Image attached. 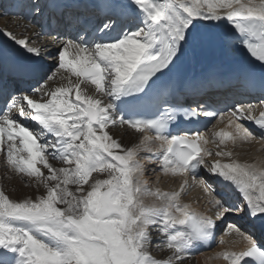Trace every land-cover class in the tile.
Returning <instances> with one entry per match:
<instances>
[{
    "label": "snow or ice",
    "instance_id": "snow-or-ice-1",
    "mask_svg": "<svg viewBox=\"0 0 264 264\" xmlns=\"http://www.w3.org/2000/svg\"><path fill=\"white\" fill-rule=\"evenodd\" d=\"M26 6L32 15L41 14L36 0ZM46 6L54 18L58 13L63 17L67 7L58 0H49ZM120 15L127 26L114 39L103 38L115 28L116 22L109 19L96 36L81 32L75 39L63 40L54 54V71L67 74L63 75L66 84L49 89L47 80L55 79L49 73L30 88H17L7 83L6 76L0 78L4 97L0 152L6 153L11 169L46 190L19 202L0 190V264H187L191 249L214 236L217 224L211 215L189 211L188 205L180 203V193L153 192L146 186L136 162L137 150L125 149L109 134L107 130L114 126L126 125L137 133L151 131L153 135H145L141 144L159 142L156 152L162 155L165 174L183 177L184 185L189 176L199 179L211 195L217 218L243 213L250 228L264 229V167L220 159L209 165L206 157L213 153L205 147L209 141L201 132L172 134L175 110L161 106L156 118L138 115L154 105L157 81L172 72L186 52L216 43L211 30L223 20L244 38L247 52L264 67V0H126ZM203 21L213 23L203 25ZM6 35L27 53L40 56V48ZM42 71L18 68L14 75L23 78ZM81 85L94 86V92L89 94ZM254 111V105L242 103L227 113L200 106L199 111H186L184 117L203 115L223 122L227 116L233 131L215 133L219 139L213 143L219 148L227 141L257 139L241 123L245 120L258 127L259 139L264 140V110L259 118ZM25 121L38 128L26 126ZM215 156L231 158L232 152L216 151ZM54 161L65 166L56 167ZM201 166L221 182L234 185L239 203L230 205L214 195L208 180L197 176ZM105 174L107 178H101ZM146 197L159 204L146 205ZM152 226L165 238L161 247L171 251L167 260L149 254ZM225 233H235L245 245L243 251L222 254L228 264H241L246 257L264 264V250L251 233L235 224H227Z\"/></svg>",
    "mask_w": 264,
    "mask_h": 264
},
{
    "label": "bare ground",
    "instance_id": "bare-ground-1",
    "mask_svg": "<svg viewBox=\"0 0 264 264\" xmlns=\"http://www.w3.org/2000/svg\"><path fill=\"white\" fill-rule=\"evenodd\" d=\"M66 4L70 5H82L83 7L93 6L100 7L102 10L114 11L116 14L120 15V7L126 0H63ZM2 2V0H0ZM29 3V0H15L14 7L21 5H26ZM13 7V8H14ZM0 15L5 17L4 22L6 26L0 27V37L3 38L7 43L11 44L14 48L19 50L21 53L26 54L32 58H47L49 56L50 50H55L56 53L60 50L63 40L68 38L65 36H60V38H55V35H48L45 37L41 36V32L38 24H30L26 21L23 13L12 14L11 12L5 11L0 6ZM203 25L211 24V21H203L201 22ZM123 23H119L115 26L114 30H112L108 35L104 36L106 39H114L118 35H120ZM94 23H91L92 27ZM9 27V28H8ZM8 28V29H7ZM231 28L232 25L227 22V20H223L220 22V26L218 28L212 29V34L214 37L222 40V49L220 47V52L218 53L220 57L224 61H231L236 56V51L232 45H229V41L231 39ZM11 29V30H10ZM16 29V30H15ZM15 30V31H14ZM18 30V31H17ZM204 31H208L207 29H203ZM17 33L18 39H25L28 42V46L38 47L41 49V53L39 57H35L33 54L27 53L25 48L17 45L14 40L10 39L6 33ZM16 32V33H15ZM13 34V35H14ZM16 37V38H17ZM32 45H31V44ZM53 47V48H52ZM52 48V49H50ZM216 55L214 52L200 49L195 52L188 51L182 57L179 62L182 73H188L189 70L197 71L199 74L203 75V68L209 67L213 64V59ZM51 60H47V65H49L48 72L51 75L55 76V79L47 80V87L49 89H55L61 85L67 83L65 79H63V75L67 74H56L54 70L57 60L54 58ZM75 80V77H72ZM49 82V83H48ZM82 88H87L89 94L94 92V86L92 85H81ZM99 95V94H97ZM105 102H107V98H104ZM205 104V103H204ZM203 104V105H204ZM255 106V111L253 115L257 117V113H260L264 110V104H252ZM228 117L225 116V120L221 122L219 118L214 121V124L207 130L203 131V135L208 139L209 143L205 146L210 149L213 153L212 156L206 157V162L210 165L216 159H220L221 163H230L232 160H237L241 164H251L264 167V140L259 139L257 135L253 133L257 139H254L250 142L237 141L233 144L231 141H227L225 145H221L219 148L216 143H213L214 140L218 142V137L215 136V133L220 131L232 132L233 129L228 126L227 123ZM26 126L38 128L34 124V122L25 121ZM251 132V128L253 123L249 121H241ZM110 135L113 136L115 140H117L125 149H134L137 150L136 162L139 164L141 169L143 170V181L146 186L152 190L153 192L159 189L162 193H180V203L186 204L189 206V211L196 213L198 215H204V211L210 207L211 203V195L205 192L204 188L201 185H197L198 183L194 181L196 185L189 187L188 185L189 178H187V185L183 184V177L178 175L173 176L171 174H165L162 165V155L159 156L160 153L156 152L152 146L159 145L157 141L145 142L141 144L143 137L146 133H137L133 129L127 128V126L119 127L114 126L107 130ZM152 148L153 151H147L145 149ZM216 151H225L232 152V157H216ZM0 159V190H3L6 195L9 196L10 199L15 200L17 202L22 201L23 199H35L37 196L44 195L45 189L43 185L37 187V183L34 180H31L27 176L23 174L15 172L7 163L6 153L2 152ZM56 167H64L65 165L60 164L59 162H53ZM39 166V165H38ZM42 167V166H41ZM206 175L209 174L207 168L202 166ZM47 175V170L42 169ZM98 175V174H94ZM154 177L152 178V176ZM2 178L8 179V184L2 183ZM101 178H107L106 174ZM155 179L153 183L149 184L151 180ZM22 181L23 183L19 182ZM91 183V181H90ZM211 187L215 188L216 193L219 195L218 198H223V200L227 201V194L224 189L221 187H227L232 194L233 197L240 195L238 190L235 189V186L230 182H221L218 181L215 185L214 183L209 182ZM87 187V185H85ZM85 187V188H86ZM42 189V191H40ZM195 189V190H194ZM74 190V189H73ZM214 194V193H213ZM216 195V194H214ZM144 203L146 205H158L159 201H157L154 197H146L144 199ZM203 210V211H202ZM233 217L229 218L227 221L228 224H235L241 230L248 233L246 228V224L248 222H243V213H235L232 214ZM226 225V224H225ZM181 227L182 226H178ZM150 235L152 237V244H157L156 249L158 250L159 257L157 260H167L171 255V251L166 247H161L165 243V238L162 233H158L156 231V226H152L149 229ZM156 235V236H154ZM222 235V234H221ZM223 239L224 243L221 244L220 240ZM215 242L217 243L216 247L210 249L207 252H199L196 247L191 249L192 255L190 257H185L187 264H228L226 260L223 259L224 252H240L243 251L245 245L239 241V238L235 233L227 234L219 236V233L215 237ZM161 244V245H160ZM215 246V244H214ZM154 258V259H155Z\"/></svg>",
    "mask_w": 264,
    "mask_h": 264
},
{
    "label": "rangeland",
    "instance_id": "rangeland-1",
    "mask_svg": "<svg viewBox=\"0 0 264 264\" xmlns=\"http://www.w3.org/2000/svg\"><path fill=\"white\" fill-rule=\"evenodd\" d=\"M4 18H5V17H3V16L0 15V27H2V26L5 27V26H6V23L4 22ZM8 28H9V27H8ZM8 28H7V29H8ZM10 30H11V29H10ZM15 30H16V29H15ZM15 30H14V31H15ZM17 31H18V30H17ZM11 32H12L11 34L13 35V34H14L13 31H11ZM15 33H16V32H15ZM16 35H17V33L14 34L15 37H17ZM17 38H18V37H17ZM30 44H31V43H30ZM31 45H32V44H31ZM32 46H33V45H32ZM52 71H53V70H52ZM50 81H51V80H50ZM48 83H49V82H48ZM263 153H264V151H263ZM153 177H154V175L152 176V178H153ZM1 180H2V183H5V185L8 184V182H9V180H8V179H5V178H2ZM154 180H155V179L151 180V181L149 182V184L155 182ZM19 182L23 183L22 181H19ZM23 184H25V183H23ZM26 186H27V184H25V187H26ZM85 187H86V186H85ZM86 189H87V187H86ZM40 191H42V189H40ZM42 192H43V191H42ZM225 229H226V228H225ZM225 229L220 233L219 236L227 235V234L225 233ZM221 234H222V235H221ZM154 236H156V235H154ZM156 245H157V244H152V245L149 247V249H148L149 254H150L153 258H155V257L158 258V257H159V253H157L158 250L156 249ZM160 245H161V244H160ZM156 258H155V259H156Z\"/></svg>",
    "mask_w": 264,
    "mask_h": 264
}]
</instances>
